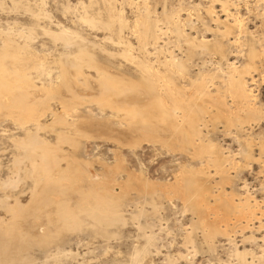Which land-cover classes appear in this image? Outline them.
Segmentation results:
<instances>
[{
    "label": "rangeland",
    "instance_id": "1",
    "mask_svg": "<svg viewBox=\"0 0 264 264\" xmlns=\"http://www.w3.org/2000/svg\"><path fill=\"white\" fill-rule=\"evenodd\" d=\"M145 2H148L152 17L158 20L157 26L159 25L158 27L163 31L162 33L159 31L161 35L157 38L158 41L151 40V44L148 43L143 50L141 46L139 47L141 44L133 29L135 21L145 11ZM223 2H229L232 16L224 11ZM39 5L43 6L49 17L40 15L36 18L28 10V8L36 10ZM84 7L91 12H89L91 16L104 22L108 20L104 0H0V32L9 30L17 33L21 30L25 32L33 30L31 45L37 49L39 55L42 57L45 55L48 64L51 62L50 66H53L50 68L51 74L48 77L47 73H44L45 77L38 78L32 70L33 79H37L38 84L40 79L42 81L46 77L48 79L57 74L59 64H55L54 60L65 62L73 60L72 57L71 59L69 56V58L66 57L67 55L62 57L60 55L67 50L76 51L79 47L90 51L89 54L94 55L99 65L117 71L118 77L127 80L138 79L140 68L137 63L124 55L127 48L125 43H119L118 34L115 43L111 40V37L115 38V36H111L112 33L109 30L101 28L102 26L92 28L88 23L83 22L80 16L83 14ZM116 8L123 11L127 22L121 31V36L125 42L133 45L132 53L135 56L155 62L157 58L165 59L167 55H170V51L174 52V55L187 60L189 65L187 71H190L191 76L197 78L202 73L208 74L209 77L214 75L213 84L211 80L207 81L208 88L214 92L220 84L224 86L223 71L229 69L230 63H235L241 69L247 65L250 66L251 71L246 73L245 77L249 81L248 84L250 83L255 101L257 100L256 104L259 105L260 117L256 120L248 119L242 112L240 116L243 122L232 125L228 124L225 118L214 119L218 108L209 106V111L204 115L205 123H201L200 126L202 140L206 144L211 143L216 146L214 152L218 153L214 156L221 160V167H219L217 163H208L207 157L197 158L193 156V151L180 150L178 145L174 146L176 150H172L162 147L159 142L148 141L137 130H132L127 124H121L118 117H110L108 108L105 112H101L98 105L93 102L81 104L82 112L87 116L93 114L92 116L96 117L95 122L93 118L86 117V120L82 119L81 123H78V129H80L78 132L75 129L68 131L65 129L62 132L80 141L78 150L66 141L59 142L60 130L48 128L40 130L39 133L51 144L59 145L60 148L67 150L64 154L72 155L69 161L77 160L73 162L72 167L79 168L78 166H85L87 163L92 164L93 168L103 175L104 180L111 175L109 169L118 167L115 170L117 195L121 194V187L128 188L127 196L122 199L121 211L123 216L125 215L124 221L112 225L106 233L90 226L92 224L88 223L90 222L88 219L86 225L75 229L64 228L65 226L62 227L60 223H54L49 227L51 231L45 236L40 235L36 227L31 229L29 223L33 217L29 214L27 218H22L21 222L24 224L22 228L24 231L34 232H26L28 236L30 235L29 237L25 235L28 240L26 239L19 246H14L9 257L10 261L13 259L21 262L4 263L131 264L134 250L147 244H149L146 250L148 252L145 251L140 264H238V262L240 264L241 260L233 256L237 246L241 250H249L248 260H253L251 253L257 256L264 255V227H262L264 216L261 218L263 224L259 223L260 217L264 215V0H116ZM171 11L179 12L185 35L178 37L172 30V25L167 22L166 14ZM235 15H239L238 19L241 18L240 30L234 27V30L228 32V34L231 33L230 35L224 36L222 32L226 29L225 27L235 23L233 18ZM60 26L76 31V38L74 37V44L71 47H66L61 40L56 41L44 30L51 29L57 33L61 31ZM15 36L17 40L24 42L18 34ZM204 40L208 43H203ZM188 41L195 46L193 47ZM219 42L222 44V51L217 48ZM1 46L2 39H0ZM85 68L87 72L96 75V70L89 69L87 66ZM69 69L72 70L71 66ZM187 80L190 82L189 78H182L180 82L189 84ZM96 89L98 87L95 85ZM226 96L227 107L231 110L238 109V104L233 101L232 96L228 93ZM146 100H148L147 97ZM58 102L51 100L55 109L59 107ZM10 117L3 115L0 110V199L9 194L12 204L18 197L23 205H27L35 186L32 161L25 158L26 149L12 139L13 136L26 137V134L20 124ZM109 117L113 119L112 122H108V119L111 120ZM46 118L48 122L45 119L44 123H49V117ZM93 123L96 124L93 125ZM25 125L29 128L33 126L31 122ZM17 156L20 160L22 156V162H19V158L16 159ZM66 164L65 159L62 165L66 166ZM183 166L187 170L190 169L189 171L203 169L206 173L202 177L203 185L208 187L210 195L212 194L209 195L208 202L224 203L219 205V208H222L221 216L209 214L212 220L219 221L223 215L231 213V210L226 207L228 202L231 204L233 202L235 205L248 197L251 202L249 203L252 206L255 204L256 214L252 215L253 218L242 219V217L237 221L236 217L231 215V227L229 226L228 229L236 241H231L226 234L217 233L211 241L213 243L207 242L204 229L198 226L199 214L193 211L194 208L190 209L191 207H188L190 205L186 209L178 197L173 198L171 202L167 198H157L155 203H158V208L156 210L153 208L151 194L154 189L146 192L143 184L154 185L158 190L167 183H173ZM10 176H15L19 180L16 186L8 185L7 187L5 181ZM225 197L228 201L221 202V198ZM141 210H143L142 215L139 212ZM0 214L10 218L12 213L0 203ZM248 220L252 221L248 222ZM221 222V226L224 227V222ZM242 224L244 225L241 227ZM152 233L156 235L153 238L156 241H150L154 242L150 245V242L147 243V235ZM190 233L193 236L190 235L193 240L191 243H189L191 239L186 237ZM261 257L258 258L264 259L263 256Z\"/></svg>",
    "mask_w": 264,
    "mask_h": 264
},
{
    "label": "bare ground",
    "instance_id": "2",
    "mask_svg": "<svg viewBox=\"0 0 264 264\" xmlns=\"http://www.w3.org/2000/svg\"><path fill=\"white\" fill-rule=\"evenodd\" d=\"M104 3L108 13L106 22L91 16L89 14L90 11L88 12L85 7L80 18L92 28L102 26L101 28L109 30L112 33L110 35L115 36V38L111 37V40L115 43L117 42L118 34L119 43H125L127 46L124 55L137 63L140 68V77L138 79L127 80L118 77L117 71H112L99 65L95 61L94 55H90V51L88 52L82 47H79L76 51L67 50L60 55L61 57L67 55L66 57L69 56L70 59L72 57L73 60H68V62L54 60L55 64H59V71L54 77L46 79L51 74L50 68L53 66H50L51 62L48 64L45 55V57L39 55L37 49L31 45L30 41L34 36L33 30L26 32L21 30L17 33L9 30L4 31V33L0 32V39H2V46L0 47V110L5 116H12L10 118H14L25 131L26 137L13 136L14 138L12 137V139L26 149L25 158L32 161V171L35 179L33 195L27 205H23L18 197H14L15 203L12 204L9 200L10 195L7 193L4 198L0 199V203L5 205L8 212L12 213L10 218L0 214V264H7L4 262H21L13 259L10 261L9 257L14 246H19L26 239L28 240L27 237L25 238L26 232H34L32 230L24 231L22 228L24 225L21 222L22 218H27L29 214L33 217V220L28 218L32 220L30 223L27 222L31 229L36 227L40 235L45 236L47 232L51 231L49 227L54 223H60L63 225L62 227L65 226L64 228L75 229L82 228L86 225V221L90 220L88 222L92 224L90 226L106 233L108 232L107 229L111 228L112 225L124 221L125 215L123 216L121 211L122 199L127 196L128 188L126 186L121 187V194L118 193L117 195L115 190L117 183L115 170L118 167L109 169L108 171L111 175L105 180L103 175L93 168L92 164L87 163L85 166H78L79 168L72 167L73 162H77V160L72 159V161H69L68 159L72 155L64 154L67 150L60 148L59 145L58 147L56 144H51L49 140L44 139L39 133L40 130L48 128L60 130L59 142L66 141L78 150L80 141L78 142L72 138L73 136L71 137L62 132L65 129L67 131L75 129L78 132L80 130L78 129V123L82 119L86 120V117L93 118L95 122L96 117L94 118L93 114L87 116L82 112L80 109L81 104L93 102L98 105L101 112H105L106 108H108L110 109V117H118L121 124H127L132 130H137L148 141L159 142L162 147L171 148L172 150L175 149V145H178L180 150L193 151V156L197 158L207 157L208 163H217L220 165L219 167H221V160L214 156L215 153H218L214 152L216 146L211 143L206 144L202 140L203 136L200 126L201 123H205L204 115L209 111V106L212 105L218 108L214 119L225 118L227 123L232 125L236 122H243L241 121L243 118L240 116L242 112L248 119L256 120L260 117L259 105L256 104L257 100L255 101L254 93L249 86L250 83L248 84L249 81L245 77V74L251 71L250 66L247 65L241 69L235 63H230L229 69L223 71L224 86L222 87L220 84L216 89L217 91L215 90L216 92H214L208 88L207 83L209 82L208 80H211L212 82H210L213 84L214 79L212 80V78L215 76L209 77L205 73H202L197 78L191 76L190 71H187V66H189L187 65V60L174 55V52L170 51V55H167L165 59L157 58L155 62L135 56L132 53L133 45L130 42H125L121 36L123 27L127 25L123 11L117 10L116 0H104ZM223 5L227 15L230 14L232 16L233 13L229 10V2H223ZM144 7L145 11L139 15L133 29L141 44L139 47L141 46L143 50H145L148 43L151 44V40L158 41L157 38L163 31L158 27L159 25L157 26L158 20L152 17L148 2L144 3ZM28 10L36 18H39L40 15L49 17L43 6L39 5L36 10L31 8H28ZM237 16H233L234 24L230 23L231 25H229L227 23L226 29L222 30L224 36L234 27L240 30L241 18L238 19ZM166 20L172 25L171 28L178 37L185 35L179 12L171 11L167 13ZM44 30L52 35L56 41H63L66 47H71L74 44V37L76 38L75 35L77 34L75 33L76 31L74 32L66 27H62L61 31L57 33L51 29L52 32L48 29L46 30V28ZM159 31L161 32L160 35ZM16 34L19 35L18 37L23 38L24 42L17 40ZM203 43L206 44L208 42L204 40ZM217 48L222 51V44L217 45ZM146 51L148 53V50ZM69 66H71L72 70L69 69ZM86 66L89 69L96 70V75L87 72ZM32 70L35 71L38 78L43 76L44 73H47V77L42 81L40 79V84H38L36 82L37 77L35 78L36 80L33 79ZM182 78H189L190 82L187 80L189 84H182L180 82ZM95 85L98 87L96 90ZM227 93L238 104V109L231 110V108L227 107L225 100ZM144 95L148 100L143 97ZM51 100L59 101L57 109L52 106ZM46 117H49V123H44L45 119L48 122ZM104 117L106 118V116ZM112 120L108 119V122H112ZM28 122H31V126L33 124L32 128L25 125ZM95 124L93 123V125ZM144 138L142 139L144 140ZM20 157L21 160L18 156L16 159L18 160L19 158V162H22V156ZM65 159L67 164L63 166L62 162ZM19 162L17 163L20 164ZM29 167V170H31V166ZM189 170L183 166V169L175 176L173 183H167L160 189L158 188V190L155 189L156 186L154 185L143 184L146 192L154 189L153 194H151L152 200L150 199L154 206L153 208L155 210L158 208V203H155L157 198H167L171 202L173 198L178 197L182 200L186 209L190 205L188 207H191L190 209L194 208L193 211L195 210L199 214L198 226L204 229L207 242L213 243L211 241H213L212 239L217 233L226 234L231 241L234 240L232 238L233 234H230L228 229L231 224V215L233 214L237 221L239 220L238 218L242 217V219L244 217L253 218L252 215L256 212L254 209L255 204L252 206L248 197L235 205L233 202L232 204L228 202L226 207L231 210V213L223 215L219 221L212 220L209 214L221 216L220 210L222 208H219V205L224 203H217L216 200L215 204L208 202L210 191L207 189L208 187L203 185L202 177L206 174L203 169ZM15 176H10L5 181L7 187H9L8 185L16 186L19 183ZM132 177L134 176L132 175ZM146 182L148 183V181ZM224 200L228 201L226 197L221 198V202ZM259 208L262 209L261 207ZM260 209L257 210L259 211ZM139 212L141 214L143 210ZM263 216L262 214L260 219L258 217L259 223L263 224L261 221ZM221 221L224 222V227L221 226ZM243 225L240 226L242 227ZM154 235L153 233L147 235V243L153 240ZM190 235L191 233L187 234L186 237L191 239L192 235ZM192 241L191 239L188 242L191 243ZM154 242H150V245ZM147 245L141 248L137 247L134 250L135 253L131 257V264H140V259L148 249ZM248 254V249L241 250L237 246L233 256L241 260L240 264H264V259H261V256L264 257V255L257 256L251 253L252 255L250 254V256L253 259L251 261L250 259L248 260ZM258 257L261 258L259 259ZM239 259L237 260L239 261ZM256 259H259V261L255 262Z\"/></svg>",
    "mask_w": 264,
    "mask_h": 264
}]
</instances>
